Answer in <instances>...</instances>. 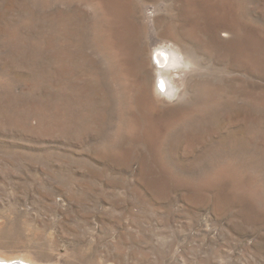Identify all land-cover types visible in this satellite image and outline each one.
<instances>
[{"label": "rangeland", "instance_id": "374dc122", "mask_svg": "<svg viewBox=\"0 0 264 264\" xmlns=\"http://www.w3.org/2000/svg\"><path fill=\"white\" fill-rule=\"evenodd\" d=\"M0 256L264 264V0H0Z\"/></svg>", "mask_w": 264, "mask_h": 264}, {"label": "bare ground", "instance_id": "6f19581e", "mask_svg": "<svg viewBox=\"0 0 264 264\" xmlns=\"http://www.w3.org/2000/svg\"><path fill=\"white\" fill-rule=\"evenodd\" d=\"M224 9H226V8H224ZM231 18L232 17H230L227 14L222 15V19H224V20L226 19L228 21V24H229V21L234 22V21H232ZM222 24L223 23H220L217 27L218 28L217 29L218 34L222 31H226V29H227ZM121 50H123V49H121ZM151 62L153 65L152 66L153 70L155 71L154 82L156 81L155 82L156 83L155 84V93H156L157 97L159 99L163 100L165 103L175 101L180 95V90H178L174 85L171 84L168 77L164 73L169 71L170 69H172L174 67L175 68L179 67L181 65V63L183 62L182 57L180 56V54L175 53L173 51H169L167 49H158L156 52V59H155V57H152ZM157 74H158V77H157ZM161 82H163V88L160 87ZM0 264H36V263L29 261L24 257L7 258V257L0 256Z\"/></svg>", "mask_w": 264, "mask_h": 264}, {"label": "clouds", "instance_id": "9594fccd", "mask_svg": "<svg viewBox=\"0 0 264 264\" xmlns=\"http://www.w3.org/2000/svg\"><path fill=\"white\" fill-rule=\"evenodd\" d=\"M160 87L163 88V82H161Z\"/></svg>", "mask_w": 264, "mask_h": 264}]
</instances>
